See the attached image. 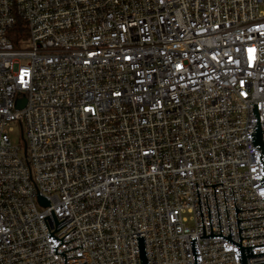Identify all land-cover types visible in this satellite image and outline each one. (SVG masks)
I'll list each match as a JSON object with an SVG mask.
<instances>
[{
  "label": "built area",
  "instance_id": "1",
  "mask_svg": "<svg viewBox=\"0 0 264 264\" xmlns=\"http://www.w3.org/2000/svg\"><path fill=\"white\" fill-rule=\"evenodd\" d=\"M252 102L264 0H0V264H264Z\"/></svg>",
  "mask_w": 264,
  "mask_h": 264
},
{
  "label": "water",
  "instance_id": "2",
  "mask_svg": "<svg viewBox=\"0 0 264 264\" xmlns=\"http://www.w3.org/2000/svg\"><path fill=\"white\" fill-rule=\"evenodd\" d=\"M25 102H26V100H19V101L17 102V107H18V108H22V107H24ZM252 106H253V110H254V114H255V116L258 117L257 125L254 127L253 134H252V142L254 143L256 149H262L260 160L262 161V163H263V165H264V139H263V134H262V132H264V130L262 131V129H261L260 115H259V112H258V104H254V103L252 102ZM263 170H264V169H263ZM260 181H261L262 185H264V177H263L262 179H260ZM39 199H40V202H41L42 204H44V205L48 204V202H47L43 197H40ZM52 214H53L54 220H55V222H56V224H55L56 226H57L59 223H61L62 221L65 220V219H64V220H62L61 222H58V220H57V218H56V215H55V213H54L53 210H52ZM48 217H49V216H46V217H44V219H45V218H48ZM45 222H46V220H45ZM46 225H47V227H48L47 222H46ZM74 228H75V227H74ZM74 228H73V229H74ZM59 229H60V228H59ZM48 230H49V233H50V229H49V227H48ZM55 231H57V230L55 229L52 233H50L49 236H53V239H54V238L59 239L57 236H55V235L53 234ZM69 232H70V231H69ZM63 237H64V236H63ZM63 237H62V238H63ZM62 238L59 239V240H61V242H60V243L57 245V247L55 248V252H56V254H57V253L64 254V256H65V264H66V254L64 253V251H63V252H57V251H56V249L58 248V246H60V244L63 243ZM136 239H137V244H138V250H139V256H140V262H141V264H148V261H147V254H146V248H145L144 236H138V237H136ZM195 240H196V237H192V239H191V243H192V249H193V255H194V261H195V264H199V262H198V257H197V252H196ZM80 247H82V245H81ZM82 248H83V247H82ZM83 264H84V263H83Z\"/></svg>",
  "mask_w": 264,
  "mask_h": 264
},
{
  "label": "rangeland",
  "instance_id": "3",
  "mask_svg": "<svg viewBox=\"0 0 264 264\" xmlns=\"http://www.w3.org/2000/svg\"><path fill=\"white\" fill-rule=\"evenodd\" d=\"M8 132L13 141H15L16 143L23 144L22 135H21V126L18 122L12 123V125H10V128L8 129Z\"/></svg>",
  "mask_w": 264,
  "mask_h": 264
},
{
  "label": "trees",
  "instance_id": "4",
  "mask_svg": "<svg viewBox=\"0 0 264 264\" xmlns=\"http://www.w3.org/2000/svg\"><path fill=\"white\" fill-rule=\"evenodd\" d=\"M21 30H22V26L21 24H18L10 33V38L12 39L15 46H20L19 32H21Z\"/></svg>",
  "mask_w": 264,
  "mask_h": 264
}]
</instances>
